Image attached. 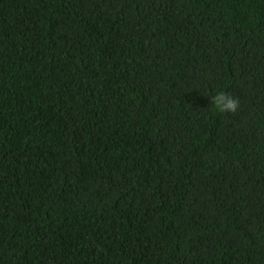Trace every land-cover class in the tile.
I'll return each mask as SVG.
<instances>
[{"label":"trees","instance_id":"16d2710c","mask_svg":"<svg viewBox=\"0 0 264 264\" xmlns=\"http://www.w3.org/2000/svg\"><path fill=\"white\" fill-rule=\"evenodd\" d=\"M0 264H264V0H0Z\"/></svg>","mask_w":264,"mask_h":264},{"label":"clouds","instance_id":"9594fccd","mask_svg":"<svg viewBox=\"0 0 264 264\" xmlns=\"http://www.w3.org/2000/svg\"><path fill=\"white\" fill-rule=\"evenodd\" d=\"M211 99L215 109L221 112L236 113L240 108L239 99L224 91H219Z\"/></svg>","mask_w":264,"mask_h":264}]
</instances>
